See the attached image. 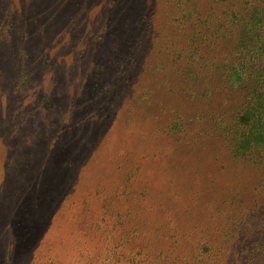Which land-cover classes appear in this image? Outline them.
<instances>
[{
  "label": "rangeland",
  "instance_id": "obj_1",
  "mask_svg": "<svg viewBox=\"0 0 264 264\" xmlns=\"http://www.w3.org/2000/svg\"><path fill=\"white\" fill-rule=\"evenodd\" d=\"M257 21L264 0H0V264L252 255L264 158L235 153L226 75Z\"/></svg>",
  "mask_w": 264,
  "mask_h": 264
},
{
  "label": "trees",
  "instance_id": "obj_2",
  "mask_svg": "<svg viewBox=\"0 0 264 264\" xmlns=\"http://www.w3.org/2000/svg\"><path fill=\"white\" fill-rule=\"evenodd\" d=\"M257 23L259 29H252L254 32L253 50L251 51L245 45H238V53L241 54L244 49L247 50H244L245 55L233 64V71L226 75L232 76L237 82L245 79L243 82L248 83L247 98L242 103L235 123H230L228 126L235 128L237 138L235 153L255 163L264 158V26L261 21ZM257 23L252 22L250 27L253 28ZM261 235L262 239L255 243L252 255L244 256L241 264L247 259L249 263L255 257L258 259L254 264H264V234ZM175 263H177L176 257L169 259L168 264Z\"/></svg>",
  "mask_w": 264,
  "mask_h": 264
}]
</instances>
